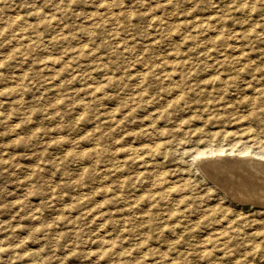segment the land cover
<instances>
[{
    "label": "rangeland",
    "instance_id": "1",
    "mask_svg": "<svg viewBox=\"0 0 264 264\" xmlns=\"http://www.w3.org/2000/svg\"><path fill=\"white\" fill-rule=\"evenodd\" d=\"M211 151L264 160V0H0V264H264Z\"/></svg>",
    "mask_w": 264,
    "mask_h": 264
},
{
    "label": "bare ground",
    "instance_id": "2",
    "mask_svg": "<svg viewBox=\"0 0 264 264\" xmlns=\"http://www.w3.org/2000/svg\"><path fill=\"white\" fill-rule=\"evenodd\" d=\"M205 153H200L199 155L197 154L195 157H194V161L197 165H199L201 167V169H203V167L205 168H223L225 171H228L230 172L231 174L233 175H236V176H245V174H253L254 176L257 175V176H261V177H264V160H259V159H256L252 156H246V157H240V158H236L232 155H226V156H223V155H220V153L217 155L215 154L213 151L211 152H208L207 154L209 155L208 157L206 156L205 158L201 157L200 155H204ZM222 154V153H221ZM226 154V153H225ZM228 154V153H227ZM242 154V153H241ZM237 156V155H236ZM254 156V155H253ZM260 158V157H259ZM264 158V157H263ZM204 168V169H205ZM199 169V171L201 170ZM203 169V170H204ZM221 169V170H223ZM211 170V169H210ZM207 171V169H206ZM224 171V172H225ZM203 172V171H202ZM201 172V173H202ZM208 172V171H207ZM209 173V172H208ZM212 173V172H211ZM214 174V173H213ZM212 174V175H213ZM218 175V174H217ZM226 175V174H225ZM224 175V176H225ZM208 176H211V175H208ZM235 176V177H236ZM214 177V176H213ZM231 177V175H230ZM247 177V176H245ZM211 178V177H210ZM217 178V177H216ZM241 178V177H240ZM249 178V177H248ZM227 179V178H225ZM245 179V178H244ZM214 179H212L213 181ZM224 180V178H223ZM241 180V179H240ZM239 180V182H240ZM259 180V179H257ZM264 180V179H263ZM216 181V180H215ZM225 181V180H224ZM242 181V180H241ZM245 181V180H244ZM243 181V182H244ZM251 181V180H250ZM260 181V180H259ZM221 182H222V179H221ZM213 183V182H212ZM219 183H220V180H219ZM242 183V182H241ZM255 183V182H253ZM252 183V184H253ZM215 184V183H214ZM218 184V183H217ZM223 184V183H222ZM233 184V182H232ZM232 184H230L229 186H231ZM243 184V183H242ZM246 184V183H245ZM220 185V184H219ZM218 185V186H219ZM227 185V184H226ZM238 185V184H236ZM251 185V184H250ZM261 185V184H260ZM228 186V185H227ZM235 186V185H234ZM249 186V185H248ZM258 186V185H257ZM264 186V184L262 185ZM224 188V187H223ZM240 188V187H239ZM252 188V187H251ZM250 187H242L241 190L237 193V197H241L242 193L244 194H247V190H251ZM256 188V187H255ZM263 188L264 187H258V190L257 192H255L257 195H258V199L256 200V205L257 204H260V205H263L264 206V191H263ZM221 189V188H220ZM230 189V188H229ZM234 189V188H233ZM226 190V189H225ZM249 190V191H250ZM227 191V190H226ZM233 191V190H232ZM237 191V190H236ZM235 191V192H236ZM253 191V190H252ZM254 193V192H253ZM227 194V193H226ZM231 194V193H229ZM232 195V194H231ZM252 195V194H251ZM243 196V195H242ZM233 197V196H231ZM247 197H248V194H247ZM241 199V198H240ZM249 201V198H247ZM251 199V198H250ZM245 200V198L243 199ZM238 201V200H236ZM246 201V200H245ZM253 201V200H252ZM250 201V202H252ZM254 202V201H253ZM262 207V206H261Z\"/></svg>",
    "mask_w": 264,
    "mask_h": 264
}]
</instances>
